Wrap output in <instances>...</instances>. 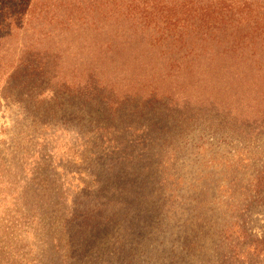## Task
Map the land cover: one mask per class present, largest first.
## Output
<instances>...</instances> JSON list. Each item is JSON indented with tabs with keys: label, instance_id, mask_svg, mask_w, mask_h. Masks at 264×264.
Listing matches in <instances>:
<instances>
[{
	"label": "rangeland",
	"instance_id": "rangeland-1",
	"mask_svg": "<svg viewBox=\"0 0 264 264\" xmlns=\"http://www.w3.org/2000/svg\"><path fill=\"white\" fill-rule=\"evenodd\" d=\"M113 101L110 124L82 98L33 118L0 100V264H264L219 240H264V124Z\"/></svg>",
	"mask_w": 264,
	"mask_h": 264
},
{
	"label": "trees",
	"instance_id": "trees-1",
	"mask_svg": "<svg viewBox=\"0 0 264 264\" xmlns=\"http://www.w3.org/2000/svg\"><path fill=\"white\" fill-rule=\"evenodd\" d=\"M57 96L110 124L114 97L264 124V0H0V100L33 118ZM249 200L264 203V170ZM224 227L235 254L240 240L264 254L263 239Z\"/></svg>",
	"mask_w": 264,
	"mask_h": 264
}]
</instances>
